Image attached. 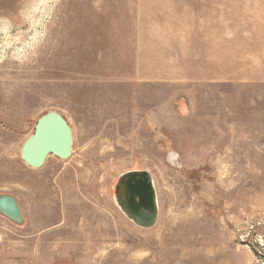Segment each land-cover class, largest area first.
I'll use <instances>...</instances> for the list:
<instances>
[{"label": "rangeland", "instance_id": "obj_1", "mask_svg": "<svg viewBox=\"0 0 264 264\" xmlns=\"http://www.w3.org/2000/svg\"><path fill=\"white\" fill-rule=\"evenodd\" d=\"M57 112L71 156L21 147ZM151 175L139 226L122 178ZM0 264H264V0H0Z\"/></svg>", "mask_w": 264, "mask_h": 264}, {"label": "water", "instance_id": "obj_2", "mask_svg": "<svg viewBox=\"0 0 264 264\" xmlns=\"http://www.w3.org/2000/svg\"><path fill=\"white\" fill-rule=\"evenodd\" d=\"M72 148L73 134L67 121L57 112H48L37 120L33 134L23 143L21 158L27 166L39 169L49 156L68 159ZM121 187L126 212L139 226L153 227L158 220V206L151 175L128 173L122 178ZM0 213L15 223L23 220L21 208L12 196H0Z\"/></svg>", "mask_w": 264, "mask_h": 264}]
</instances>
